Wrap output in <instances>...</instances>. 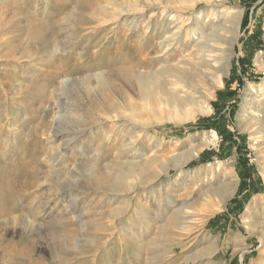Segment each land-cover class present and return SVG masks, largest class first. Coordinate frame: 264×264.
Wrapping results in <instances>:
<instances>
[{"label":"rangeland","instance_id":"1","mask_svg":"<svg viewBox=\"0 0 264 264\" xmlns=\"http://www.w3.org/2000/svg\"><path fill=\"white\" fill-rule=\"evenodd\" d=\"M197 4L192 12L214 9ZM143 7L0 0V264H264V101L247 113L264 83V0L221 5L242 10L229 69L204 89L211 111L179 122L132 84L182 54L151 59L159 30L145 33ZM117 75L130 83L113 106L125 117L99 121L90 100ZM228 166L237 186L220 202Z\"/></svg>","mask_w":264,"mask_h":264},{"label":"bare ground","instance_id":"2","mask_svg":"<svg viewBox=\"0 0 264 264\" xmlns=\"http://www.w3.org/2000/svg\"><path fill=\"white\" fill-rule=\"evenodd\" d=\"M201 1L203 0H176L178 4H173L174 1L172 2L171 0H144L142 14L144 21L143 29L145 33L148 29H154L155 32L159 30L154 51L148 52L149 54L155 53L156 55L151 57V59L155 60V58H159L164 53L168 57V52L172 48H174L175 51H180L182 54L181 58L172 64L167 63L166 65L150 71L139 70L138 72H134L135 75L130 76L133 77L136 82L132 84H137L141 91L140 94H142L147 104L156 105L162 101L161 103H164L170 110L169 114L171 118L177 122L185 121L194 118L197 114H204L211 111V106L205 100L208 95L206 97L204 89L207 85L222 86V75L229 69L230 64L228 58L232 51L234 41L237 38V32L242 18V10L238 9V11L234 10L227 12L224 8L221 9V5L224 4L226 0H204L207 4L214 6V9H208L197 13L192 12L191 9ZM215 1L216 4L213 3ZM161 4H164V9L161 14L158 11L152 15L150 13L152 7L157 8L160 7ZM185 7H188L191 11L187 17H184L182 11ZM159 14L160 17H162V22L158 19ZM155 17H157L155 19L156 22H154ZM210 18H215V20L217 18V20L212 24L208 22ZM181 19L183 21L182 23L180 22ZM189 42H191L190 48L187 46ZM92 77L99 80L105 76L104 73H100ZM121 77L122 76L117 75L115 79L112 77L104 79L106 91L97 96L96 99H89L91 103H94V112H92L100 118L99 121L116 120L119 116L125 117L124 111L122 112L121 109L118 110L119 108L117 109V107L113 109L117 95L125 94V87H130V83ZM69 81L70 78H65L60 82L59 87L68 84ZM83 81H87L90 84L93 82L91 77L83 79ZM254 89L252 93H250V97L255 99H250L248 102L249 106L247 113L250 114L253 113L254 107L257 105L259 106L264 101V83L262 84L260 97L259 95H253L254 92H257V90ZM247 100H249V98ZM89 106H91V104ZM53 117L54 120H57L59 116L55 114ZM76 119L77 118H75V120ZM76 121L79 123L84 120L83 118H79ZM243 123H245L244 129L253 128V121L246 119ZM254 130L252 134L256 133V130ZM216 138L217 135L214 134L211 138L201 139V142L194 145L189 151L187 150L188 153L186 155L177 157L180 163L176 166L182 168L189 160L198 156L205 147L216 142ZM256 138L257 137L253 136V139ZM62 145L63 144H59V148L62 147ZM225 171L230 180L224 181L218 189L220 202L226 200V195L234 192L237 186V180L233 178L231 168L228 166L225 168ZM249 208L250 213L248 212L245 218H251L254 205ZM249 220L250 219H247L246 221L249 222Z\"/></svg>","mask_w":264,"mask_h":264},{"label":"trees","instance_id":"3","mask_svg":"<svg viewBox=\"0 0 264 264\" xmlns=\"http://www.w3.org/2000/svg\"><path fill=\"white\" fill-rule=\"evenodd\" d=\"M246 175H247V174H246ZM246 175H245V176H246ZM247 177L250 178V177H251V173H248ZM244 188H246V189H247V188H251V184H250V182H247V184L244 185ZM248 196H249V195H248Z\"/></svg>","mask_w":264,"mask_h":264}]
</instances>
